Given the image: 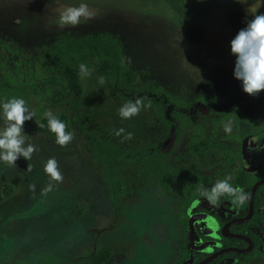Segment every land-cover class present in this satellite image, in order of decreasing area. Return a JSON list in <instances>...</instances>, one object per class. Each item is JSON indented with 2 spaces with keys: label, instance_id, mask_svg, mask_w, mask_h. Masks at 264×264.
Returning <instances> with one entry per match:
<instances>
[{
  "label": "rangeland",
  "instance_id": "rangeland-1",
  "mask_svg": "<svg viewBox=\"0 0 264 264\" xmlns=\"http://www.w3.org/2000/svg\"><path fill=\"white\" fill-rule=\"evenodd\" d=\"M81 2L95 17L75 27H60L59 13ZM183 5L187 12L181 15L167 0H0V80L4 82L0 101L14 96L25 99L35 115L24 123V132L27 142L39 149L28 161L20 157L17 167L0 161V264H172L184 238L176 213L178 195L136 182L134 177L141 171L127 156L123 171L132 177V191L114 206L102 174L104 163L93 153L94 134L121 145L154 143L169 151V160L178 169L172 175L177 188L189 178L211 186L219 176L231 174L233 179L243 172L236 159L227 163L215 152L191 155L188 131L177 137L174 123L167 127L152 107L131 119L121 118L119 108L135 96L116 91L90 56H83L81 63L89 67L91 76L81 79L79 66L64 69L51 51L61 34H117L125 57L131 59L126 61L135 73L133 84L153 80L186 99L192 112L199 110L197 118L204 122L213 148L235 151L238 143L222 139L226 134L222 124L210 119L200 97L219 99L228 90L242 89L233 76L235 57L229 41L246 26V19L264 13V0L244 4L212 0L207 7L198 0H183ZM193 23L203 28L198 41L185 35L186 26ZM99 77L106 80L102 87ZM236 104L249 113L255 108L247 101ZM49 110L69 119L74 139L65 147L55 142L54 135L36 129ZM3 124L0 112V127ZM120 128L133 138L125 141L124 134L116 136ZM246 129L248 125L241 122L239 132ZM50 157L58 161L63 182H54V190L42 196L41 189L49 183L44 164ZM28 165L31 171L26 170ZM30 184H35L34 192ZM225 210L200 198L190 212L204 211L225 221L231 213ZM193 223L195 230H216L203 216ZM204 231L194 235L196 244L206 239ZM257 232L263 238L262 230ZM217 244L191 252L204 256ZM235 262L232 257L217 264ZM249 264H264V257Z\"/></svg>",
  "mask_w": 264,
  "mask_h": 264
},
{
  "label": "trees",
  "instance_id": "trees-1",
  "mask_svg": "<svg viewBox=\"0 0 264 264\" xmlns=\"http://www.w3.org/2000/svg\"><path fill=\"white\" fill-rule=\"evenodd\" d=\"M170 6L184 15L187 8L183 5V0H167ZM212 0H198L200 5L207 7ZM185 35L190 41H198L203 36V28L196 23L188 24L185 28ZM51 51L56 53L60 64L64 69L73 71L81 63L83 56H90L99 65V71L107 77L108 83L118 92L127 93L130 96L145 97V103L150 99L152 109L158 118L167 127L171 123L175 125V132L179 137L184 130L188 132V147L191 153L205 152L210 148V139L205 136L204 122L197 120L195 114L190 110V102L177 94L172 93L162 84L155 81L141 82L133 84L135 73L130 68L126 61L123 50L122 41L117 34L109 31L87 32L81 35L61 34L52 44ZM149 93L148 96H145ZM200 100L208 105L210 119L216 124H222L227 120L234 121V131L231 134H226L224 138H233L240 140L237 134V128L240 121H245L256 128L264 127L260 115L264 110V90L257 96H249L241 89L240 92L233 90L226 91L220 98L215 97H200ZM234 101V102H233ZM236 101H248L258 107V118L255 120L250 113L239 108ZM218 104V108L210 109V106ZM199 110L196 111L198 113ZM56 118L61 120L66 125V131H70L69 119L65 114L56 113ZM42 125V126H41ZM36 129L39 132L50 133L55 136L48 128L47 117L42 118L36 124ZM93 153L101 158L104 163L102 174L108 187V198L114 206H117L120 199L127 196L131 191V176L123 171V160L128 156L134 158V163L138 169L135 181L143 186L157 185L163 190L173 193L181 191L183 198L178 209L179 220L183 223L185 229L188 228V214L186 213V205L199 197L197 191L200 184L194 179H188L186 184L179 190L172 185V175L178 169L169 160L170 152L162 151L154 143H146L135 146H126L111 142L106 138H102L94 134ZM246 176L231 180L233 186L244 189L250 194L253 184L251 172L244 171ZM264 188V184H260L254 195V213L246 220L235 222L232 225L234 228L243 227L254 219H256L258 208L263 204L259 199V190ZM261 198V197H260ZM229 202L232 205L233 216H244L248 212L249 200L243 205L233 203V198L225 195L219 199ZM226 237V242L232 238ZM229 245V244H228ZM230 253H236L231 251ZM250 253V254H248ZM255 252H246L245 259H249L255 255ZM188 251L184 249L183 255L176 259V262H181L189 258ZM219 257V256H218ZM198 258H196V261Z\"/></svg>",
  "mask_w": 264,
  "mask_h": 264
},
{
  "label": "clouds",
  "instance_id": "clouds-1",
  "mask_svg": "<svg viewBox=\"0 0 264 264\" xmlns=\"http://www.w3.org/2000/svg\"><path fill=\"white\" fill-rule=\"evenodd\" d=\"M244 4L246 0H237ZM95 17V13L89 9L87 3L81 2L78 6H68L59 13V26H78L82 21L87 22ZM245 27L239 29L236 35L229 41L230 53L234 55L233 76L241 82L244 93L249 96H257L264 90V13L255 14L251 19L245 20ZM131 62L130 58H126ZM81 79L91 76L89 67L81 63L79 65ZM98 84L102 87L106 84L104 77L98 78ZM145 97H138L135 100H128L119 108V115L123 119H131L147 108H151L152 102L149 99L145 103ZM0 112L3 114V127H0V161L5 162L9 167H17L16 161L23 157L30 160L33 153L39 149L36 145L27 142V134L23 125L26 121L32 120L35 113L30 110L27 102L22 97L5 98L0 101ZM48 120L49 130L55 134V142L65 147L74 139V133L66 131L64 122L54 116L49 110L44 113ZM42 126V125H41ZM234 121L222 122L226 134L233 131ZM116 136L123 135V140H131L133 134L125 133L123 128L115 130ZM31 171V166H27ZM44 171L49 177V183L41 189V195L47 196L54 190V182H63V175L59 163L55 157H50L44 164ZM232 176L228 174L224 179L216 180L211 187L201 184L197 191L199 195L209 202L215 203L221 197L228 195L233 198V203L243 205L250 196L242 188L233 186ZM29 189L35 191V184H30Z\"/></svg>",
  "mask_w": 264,
  "mask_h": 264
},
{
  "label": "flooded vegetation",
  "instance_id": "flooded-vegetation-1",
  "mask_svg": "<svg viewBox=\"0 0 264 264\" xmlns=\"http://www.w3.org/2000/svg\"><path fill=\"white\" fill-rule=\"evenodd\" d=\"M248 103L251 106L255 107L254 110H252L250 112V114L253 116V118L255 120H257V118L259 117L257 114L258 113L257 105L251 104L250 102H248ZM238 106L243 111H245L242 108V106L240 107L239 104H238ZM210 109H213V108L210 106ZM245 112H247V111H245ZM192 113L195 114V116L197 118V115L199 113H196L195 111ZM247 113H249V112H247ZM260 117H261L262 121H264V110H263L262 114L260 115ZM197 120L200 121L201 119L197 118ZM241 122L246 123L245 121H240L238 124L237 134L240 136L239 141L236 139H233V138L222 137V139L235 140L238 143L237 150L231 151V150L214 149L212 143H210V148L205 152L191 153L189 151V147H188V151L191 153V155H194V156L198 155V154H208V153L215 152L218 154L217 156L220 155L222 158H224V161L227 163H230L231 161L236 159L239 162V164L242 166L243 172L241 174H237L232 180H234L235 178L245 177L246 174L244 171H248V172L252 173L251 176L253 178V184H252V186H253L257 181L264 180V127L256 128L254 125L251 126L250 124L246 123L248 125V129H246L244 132L240 133L239 132V125ZM234 130L235 129L233 128L232 133L235 132ZM204 132H205V136L208 139H210L206 134L205 128H204ZM224 135H226V134H224ZM187 140H188V133H187ZM210 142H211V140H210ZM243 142H246L245 150H244L243 145H242ZM187 145H188V143H187ZM247 160H248L249 164H247ZM190 179H194V178H190ZM218 179L219 180L224 179V177L219 176ZM194 180H196V179H194ZM197 182L201 185V183L199 181H197ZM214 183H212V185ZM260 184H264V182L258 183V185L255 189V192H256V190ZM211 186H206V187H211ZM177 189L179 190L180 188H177ZM255 192H254V195H255ZM173 193L178 195V197H179V205H178V208L176 210L177 218L179 220L177 211L180 207V203H181V200L183 198V194L180 190L177 192H173ZM254 195H253V211H252V214L248 218H245L243 220L249 219L254 213ZM258 195L261 197V198L259 197V199H261L263 201V204L258 208V213H257L256 219H254L253 221H251V223H249L243 227L235 226L233 228L231 225L235 222L243 221V220H237V221L230 222L226 227H224L225 224L227 222H229L230 220H232L234 218L245 217L248 213L247 212L246 215H244V216H233V217H231V215L234 213V210L232 208V205L229 204V202H225L223 200H220V202L218 204H215V203L209 202L206 198L199 196V197L195 198L193 201H191L189 204H187L185 208H186V213L188 214V217H189L188 218V228L185 229V227L183 226V223L179 220L182 224V230H183L184 238L182 241H180L178 243V252H177V255L175 256V258L173 259L172 264H183V263H186L189 261H191L192 264H199L202 260H204L208 256L214 254L215 252H217L219 250L225 249V248H230V249L224 250V251L214 255L212 258H210L207 262H205L203 264H217L220 260H224L226 258H232V257H234L236 259V262L233 264H249L250 262H252L254 259H256L258 257H264V188H261L259 190ZM249 196H250V194H249ZM200 198H203V200L207 204H211V205H215V206L219 207L220 210L221 209L225 210L224 207H226L227 211L226 210L225 211L231 212L229 217L225 221H223L221 218H218V216L207 215L206 213H204V211H199V212H194V213L190 212V209L193 206V202L200 199ZM220 199H222V197ZM248 211H249V206H248ZM198 216H203V218H207L208 220H210L216 226V230L213 231L210 228L206 229L205 231L203 230L206 233V239L202 240L200 242H197V244H196L193 241L194 235H198L199 233L203 232L199 229L195 230V228H194L193 222ZM257 228L262 230L263 238H261V236H259V233L257 232ZM225 236H229L232 239L226 242ZM216 243H218V244H217V247L214 249V251H212L211 253H208L204 256H199L198 254H193V252H191V249L194 251H199L200 249L204 248L207 245L216 244ZM184 249L186 251H188L190 257L177 263L176 259L179 256L183 255ZM231 251H235L236 253H230ZM251 251L252 252L257 251L258 253H257V255H255L249 259H245V253L251 252ZM248 254H250V253H248ZM196 258H198L197 261H196Z\"/></svg>",
  "mask_w": 264,
  "mask_h": 264
},
{
  "label": "water",
  "instance_id": "water-1",
  "mask_svg": "<svg viewBox=\"0 0 264 264\" xmlns=\"http://www.w3.org/2000/svg\"><path fill=\"white\" fill-rule=\"evenodd\" d=\"M3 85H4V82H2V81L0 80V86H3ZM242 145H243V148H244V150H245V148H246V142H243ZM260 182H264V180H259V181H257V182L252 186V188H251L250 199H249V211H248L247 215H246L245 217L234 218V219L230 220L229 222H227V223L225 224L224 227H226L230 222L237 221V220H243V219H245V218H248V217L252 214V211H253V195H254V192H255V189H256L258 183H260ZM225 231H226V230H225ZM225 231H224V232H225ZM227 249H230V248H225V249H222V250H219V251L215 252L214 254H212V255L208 256L207 258H205L204 260H202L199 264H203V263L207 262V261H208L210 258H212L214 255H216V254H218V253H220V252H222V251H224V250H227Z\"/></svg>",
  "mask_w": 264,
  "mask_h": 264
}]
</instances>
